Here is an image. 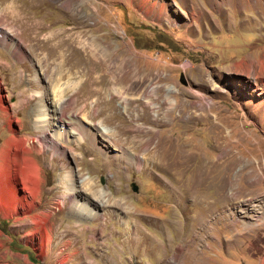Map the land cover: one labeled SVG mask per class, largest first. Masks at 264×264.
Segmentation results:
<instances>
[{"label": "rangeland", "instance_id": "obj_1", "mask_svg": "<svg viewBox=\"0 0 264 264\" xmlns=\"http://www.w3.org/2000/svg\"><path fill=\"white\" fill-rule=\"evenodd\" d=\"M52 101L97 146L53 147ZM4 159L0 264H264V0H0ZM70 170L100 217L71 210Z\"/></svg>", "mask_w": 264, "mask_h": 264}, {"label": "bare ground", "instance_id": "obj_2", "mask_svg": "<svg viewBox=\"0 0 264 264\" xmlns=\"http://www.w3.org/2000/svg\"><path fill=\"white\" fill-rule=\"evenodd\" d=\"M168 90H170L169 88H168ZM168 101H169V103H173L174 102V100L173 99H171L170 97L167 99ZM51 104H52V107H53V109H54V113L52 114L51 112H49V109L50 108H48V106H47V104L46 103H42V104H40L39 105V107H38V109H37V118H36V121H37V124H38V126L40 127L41 126V129L43 130V133L45 134V138H46V140H47V138H49L48 136H47V134H48V129H49V126H50V124L54 127V129L56 128V130H55V137L52 139V140H50V141H52V143H53V147H55V148H57V145H58V143H57V141H56V138H58V139H67L68 137H69V135L73 132L74 134L76 133L77 135H78V137H79V139H81V140H85V138H89V139H91V141H92V143L94 144V145H96L97 146V144H98V141H97V136H98V134L100 133V132H98V130H94V129H90V128H85L84 126L83 127H79L78 128V130H73V131H71L69 128H67V126H65V124L67 125L68 124V121H64V120H61V119H59L58 121H56L57 120V118L58 117H56V114H58V111H57V103L55 102V101H52L51 102ZM51 116V117H50ZM54 121H56V122H54ZM101 130V129H100ZM101 133L102 134H104L105 135V133H104V131H102L101 130ZM157 140H158V138H157ZM120 141V140H119ZM157 142V144L155 145L156 147H158L159 148V150L161 151H164V152H167V150H168V148H169V142L167 141L166 143H165V145H162L163 144V142L159 139L158 141H156ZM149 143V142H148ZM178 145V144H177ZM107 147H108V144L106 145ZM35 147V146H34ZM154 150V149H153ZM175 150V149H174ZM156 151V150H155ZM185 151V150H184ZM184 151L183 150H181V162L180 161H175V163H177L178 165H180L179 163H182L181 165H183V164H186L187 162H189V161H191V157L192 156H190V155H187V154H185L184 153ZM158 152V151H157ZM156 152V153H157ZM175 152V151H174ZM173 152V153H174ZM154 153V152H153ZM172 153V152H171ZM168 154V153H167ZM135 155V154H134ZM134 155H130V154H126V156L128 157V158H134ZM137 155V154H136ZM175 155V154H174ZM173 155V157H175ZM160 157L162 156V155H159ZM156 157V156H155ZM163 157V156H162ZM172 157V156H171ZM127 158V159H128ZM166 158H168V156L166 157ZM136 159V158H135ZM157 159V158H156ZM166 162H168V160L166 161ZM138 163L140 164L141 163V158L139 157L138 158ZM167 164V163H166ZM28 165V164H27ZM32 165V170H34V171H37V167H36V165L33 163V164H31ZM194 165V164H193ZM170 166L171 165H169V168H170ZM167 167V166H166ZM165 167V168H166ZM190 167H191V165H187V167H186V171L189 173L190 171H191V174H189V176H190V178L191 177H193V171H192V169H190ZM208 167V163L205 161L204 162V160H202V167L200 166L198 169H195V173L194 174H196L197 176H196V180L195 181H197L196 183L197 184H200V180L201 179H204V177H203V170L204 169H206ZM168 168V169H169ZM174 168V167H173ZM194 168V167H193ZM9 169H10V164H9V162L8 161H6L5 159L3 160V162H1L0 163V185H1V187H4V186H7L8 188H7V190L5 189V190H2V191H0V198L2 199V200H4V203L5 204H8L9 205V207L11 208V209H13L12 208V206H13V204L14 203H17V202H21V199H22V196L20 195V197L17 195V194H15L14 192H16V190L13 192V190H11V187L10 186H12V185H17L18 184V177H17V175L16 176H12L11 174H9ZM31 170V171H32ZM170 170V169H169ZM200 171V173H199V171ZM38 173V172H37ZM35 174L36 173H34V172H32V175L30 176V179L32 180V182H34L35 181ZM74 173H73V171L72 170H70L69 171V173L67 174V184L69 185L68 187H70V195H71V197H72V203H71V210L73 211V212H75V213H77L78 215H80V216H85V217H90V218H96V217H98L99 216V212H98V210H96V206H95V204H94V198H98V199H100L101 198V196L100 195H98L99 193L97 192V191H94L93 189V184L91 183V182H89V181H87V184H89L90 186H89V188H90V192L91 193H88V192H85L84 194H81V192L82 191H80L79 189H78V187H77V185H75V180H74ZM37 176V175H36ZM195 176V175H194ZM68 179H69V181H68ZM198 179V180H197ZM20 180V179H19ZM37 181V180H36ZM36 181H35V184H36ZM75 181V182H74ZM191 181V180H190ZM186 182V181H185ZM27 183V182H26ZM34 184V185H35ZM187 184V183H186ZM191 184V183H190ZM183 186V185H182ZM213 186V185H212ZM13 187V186H12ZM200 187H201V185H200ZM14 189H15V187H13ZM181 188V187H180ZM182 189V188H181ZM193 189H194V191L193 190H189V191H187L188 190V188H187V192L189 193V194H191V193H193V195L195 194L196 195V189H195V187L193 186ZM69 190V189H68ZM223 190H224V188H223ZM185 191V190H184ZM217 191V190H216ZM69 192V191H68ZM180 192H181V190H180ZM17 193V192H16ZM204 193V192H203ZM220 193V192H219ZM22 195H24V194H22ZM185 195V194H184ZM184 195H183V197H184ZM210 195V194H209ZM181 196V195H180ZM207 196V195H206ZM179 197V196H178ZM202 197V196H201ZM205 197V196H204ZM24 199H26V198H24ZM201 199V198H200ZM204 199H206V198H204ZM60 203V202H59ZM193 204H195V202L193 203ZM60 205H62V204H60ZM207 206V205H206ZM8 207V208H9ZM209 207V206H208ZM207 207V208H208ZM100 217V216H99ZM126 222H127V224H129V221L128 220H126ZM140 233V232H139ZM142 237V236H141ZM140 238V237H139ZM143 238V237H142ZM137 240H138V238H137ZM136 240V241H137ZM142 240H144V239H142ZM142 242V241H141ZM139 243H140V241H139Z\"/></svg>", "mask_w": 264, "mask_h": 264}, {"label": "water", "instance_id": "obj_3", "mask_svg": "<svg viewBox=\"0 0 264 264\" xmlns=\"http://www.w3.org/2000/svg\"><path fill=\"white\" fill-rule=\"evenodd\" d=\"M132 188L134 191H137V189H138L137 185H135V184H132Z\"/></svg>", "mask_w": 264, "mask_h": 264}]
</instances>
